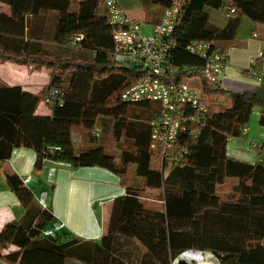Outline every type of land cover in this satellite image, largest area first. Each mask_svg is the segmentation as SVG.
Returning <instances> with one entry per match:
<instances>
[{"label": "trees", "instance_id": "obj_1", "mask_svg": "<svg viewBox=\"0 0 264 264\" xmlns=\"http://www.w3.org/2000/svg\"><path fill=\"white\" fill-rule=\"evenodd\" d=\"M0 1L10 6L9 14L0 13V59L50 70L42 89L48 115L35 114L37 95L19 85H0V168L13 148L26 147L34 151V170L52 159L72 166H101L118 176L124 194L112 202L106 233L93 246V264H121L117 257V262L108 259L115 234L138 241L146 264H170L187 249L209 251L219 264H264V143L253 163L225 153L227 139L241 135L254 106L262 108L258 122L264 125V98L254 92H230L228 105L215 109L212 104L224 90L203 74L205 60L186 48L192 41H208L223 51L221 42L233 38L242 16L254 23L253 30L255 23L264 22V0L181 1L170 36L174 45L167 56L175 67L171 80L197 89L207 111L180 132L178 143L187 152L167 167L149 151V120L157 115L158 104L153 102L156 107L151 108L150 101L117 98L123 88L150 73L111 59L113 41L103 0ZM140 1L162 10L172 2ZM229 3L233 15L221 27L211 23L207 9H225ZM76 35L82 38L73 42ZM130 105L146 107L147 117L128 119ZM73 125L83 128L90 147L74 149ZM107 133L115 140H128L129 147L117 157L106 152ZM129 167L141 184L126 183ZM227 179L234 183L220 196L216 188ZM6 180L24 214L0 229V260L63 264L74 254L70 247L77 240L57 243L54 233L44 235L50 210L35 204L33 189L18 175L7 173ZM144 188L162 189V210L142 205L138 193Z\"/></svg>", "mask_w": 264, "mask_h": 264}, {"label": "crops", "instance_id": "obj_2", "mask_svg": "<svg viewBox=\"0 0 264 264\" xmlns=\"http://www.w3.org/2000/svg\"><path fill=\"white\" fill-rule=\"evenodd\" d=\"M117 2L129 17V12L135 9L141 12V19L150 26V30L162 14V8L158 5L144 6L140 0L132 1L129 6ZM100 10H104L102 4ZM207 12L210 22L219 27L228 18L223 8H208ZM0 13L9 14L10 6L0 1ZM253 26L254 23L242 16L233 38L221 42L227 61L217 76V84L224 92L214 100L212 105L215 109L228 105L230 92H254L264 98V22L255 23V30ZM260 52L263 56L257 61ZM252 58H255V64L250 63ZM49 74L50 70L41 67L0 59V85H19L22 90L37 95L39 99L34 112L38 115L49 114L42 91ZM261 110L254 106L241 135L227 139L225 153L228 157L249 163L259 160V144L264 143V125L258 122ZM71 139L74 149L80 151L75 148L77 144H74V140L80 143L82 140L75 138L72 127ZM34 158L32 149L16 147L0 168V229L7 222L20 221L24 214V208L12 192L6 174L14 173L22 180L28 177L25 184L33 189L35 204L46 207L52 214L44 229L61 226L58 233L56 231L53 235L57 243L77 240L70 247L74 254L67 256L63 264L95 263L92 260L93 246L99 244L106 233L114 198L124 194L118 176L101 166H72L64 160L52 159H46L40 170H34ZM144 252V247L135 239L115 234L108 259L112 262L117 257L121 264H146L143 261ZM197 258H204L211 264L213 261L218 263L209 251L187 249L175 256L170 264H194ZM0 264L10 263L0 260Z\"/></svg>", "mask_w": 264, "mask_h": 264}, {"label": "built area", "instance_id": "obj_3", "mask_svg": "<svg viewBox=\"0 0 264 264\" xmlns=\"http://www.w3.org/2000/svg\"><path fill=\"white\" fill-rule=\"evenodd\" d=\"M181 1L172 0L162 10L159 21L151 30L141 33L137 21L128 16L117 0H103L113 41L109 54L111 59L124 65H139L150 73L123 88L117 98L128 103L150 101L158 104L157 115L149 120V151L160 163H165V167L180 162L187 152L178 143L180 132L185 130L187 123H197L207 111L205 103L199 100L197 89L171 80L175 67L167 56L170 47L174 45L170 36ZM225 10L228 16L234 13L230 3L225 6ZM81 38V35H76L73 42ZM186 48L205 60L203 74L209 80L217 82L218 74L226 66V51L216 50L208 41H192ZM261 55L262 52L259 53ZM250 63L255 64V58ZM54 92L50 91V94ZM187 107L191 112H185ZM27 179L28 177L24 178L23 182ZM60 228L57 225L54 229H44L42 233L51 235Z\"/></svg>", "mask_w": 264, "mask_h": 264}, {"label": "rangeland", "instance_id": "obj_4", "mask_svg": "<svg viewBox=\"0 0 264 264\" xmlns=\"http://www.w3.org/2000/svg\"><path fill=\"white\" fill-rule=\"evenodd\" d=\"M121 3H124V5L129 6L132 1L134 0H117ZM139 2V0H135ZM127 2V3H126ZM130 17L137 21L138 28L141 33H148L150 30V26L144 22L143 19H141V12H139L137 9L133 10V12H129ZM43 70H48V68L41 67ZM151 108H155V103H150ZM147 108L146 107H140L137 105H130L128 106V110L126 112V117L130 120H144L148 114H146ZM72 130L74 133L75 138H81L82 142H77L76 139L74 140L75 148L77 150H83L89 146V143L84 141V130L81 126L73 125ZM104 142V149L106 152L112 154L113 156H118L119 153L129 147V141L124 139L123 137L119 140L113 139L108 133L103 135ZM126 183H136L141 184V180L139 178H135L134 172L132 167H129L127 175L125 177ZM234 181L233 179H227L223 184L217 186L216 190L217 193L221 195H225L228 193L233 185ZM138 200L142 203V205L145 208L148 209H154V210H162L163 209V193L162 189L160 188H144L143 190L139 191L138 193ZM213 264H216V261H213ZM194 264H211L204 258H197L196 262ZM219 264V263H217Z\"/></svg>", "mask_w": 264, "mask_h": 264}]
</instances>
